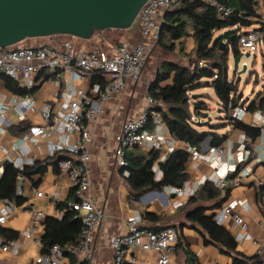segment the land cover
Returning <instances> with one entry per match:
<instances>
[{"label":"built area","instance_id":"1","mask_svg":"<svg viewBox=\"0 0 264 264\" xmlns=\"http://www.w3.org/2000/svg\"><path fill=\"white\" fill-rule=\"evenodd\" d=\"M213 7L219 19L227 20L233 15V10L216 0H202ZM258 4V10L264 9V0H254ZM176 0H148L138 16L137 25L140 31V41L135 45L121 43L112 48L111 55L98 51H77L71 40H65L59 45H45L40 47H11L0 49V77L5 75L18 83L21 87L32 90L35 78L46 70H53L59 78L63 71H72L78 78L84 75H94L106 79L108 82L101 85L99 82L92 84L89 91L74 93L69 99L62 103L58 113H54L50 104H45L40 110L36 102L29 96L13 97L11 105L23 104L31 113H38L44 125L32 126L23 135L22 142H30L37 145L39 139L48 141V154L52 159L64 156L65 160L58 163L59 172L64 174L68 180L69 188L73 191L75 201L69 202L68 208L76 212L77 219L82 223V231L73 245L60 247L53 246L50 250L39 255L37 264H70L72 258L83 259L86 264H95V237L104 219L105 211L100 208L92 194V179L90 165L92 162L91 145L93 143V132L91 124L96 122L100 115L104 114V106L109 104L114 97L121 95L130 82L139 83L142 79L143 69L148 62L152 51L156 48L160 38L162 18L166 11L174 9ZM56 37V36H55ZM264 39V32H244L239 34L240 50H251L256 48ZM3 99L0 96V135L5 134L10 125L4 121ZM158 102L147 96L145 109L135 117L128 119L122 126L120 132L115 136L114 157L119 167L127 166L125 161L128 150L139 148L147 151L163 150L173 138L170 136L164 123L162 114L157 110ZM246 106H238L232 113V117L242 120L246 113ZM259 120L264 119V113H257ZM256 115V116H257ZM20 120H24L21 116ZM197 124L202 119L194 120ZM261 136L264 139V128H261ZM247 139L242 140V147L238 155V162L229 164L224 171H216L208 182L219 190L239 187L248 183L252 176V170L248 164L251 157L246 148ZM15 156L9 159L10 164L23 171L31 162H25L19 148L13 149ZM174 149H171L170 153ZM187 153L193 168H198L201 163H211L214 158L223 155L221 147L209 149L208 154H202L196 147L189 146ZM160 159L159 161H164ZM158 161V162H159ZM157 162V164H158ZM157 164L154 167L156 179L161 178V172ZM36 164H34L35 166ZM239 165L244 167L232 177ZM125 176L128 173L125 172ZM1 178V175H0ZM27 178L23 175L18 177L16 193L23 197L22 183ZM207 182V181H206ZM261 185L262 179H257ZM205 183V182H204ZM197 182L191 188L187 196L195 195L201 185ZM188 183L183 188H174V193L182 195L187 189ZM36 198H44L45 195L39 191H33ZM52 198V197H50ZM56 204L61 203L58 195L53 197ZM264 199V193H263ZM4 208L0 211V226H4L10 214L18 209H29L32 215L31 224L23 237L27 241H34L37 247L42 249L40 236L43 234V223L48 217L45 210L35 209L30 203L25 202L22 206L0 200ZM186 203L175 201L173 206L179 209ZM251 210L247 202L240 203L238 200L227 201L214 214V221L220 226L231 221L241 234L235 239L236 242L252 240L248 233L249 225L242 213ZM64 212H61V215ZM127 230L123 234H112L107 239L109 249L113 253L112 264H138L134 256L135 251L143 254H152L156 257V264H172V257L177 252L179 233L173 226L164 227L158 231L142 229L137 218H131L126 224ZM256 255L264 264V235L260 241L255 242ZM19 247L17 239L6 240L0 237V250L9 253Z\"/></svg>","mask_w":264,"mask_h":264},{"label":"crops","instance_id":"2","mask_svg":"<svg viewBox=\"0 0 264 264\" xmlns=\"http://www.w3.org/2000/svg\"><path fill=\"white\" fill-rule=\"evenodd\" d=\"M258 13L261 16V24L264 25V9L258 10ZM259 28L260 24H255L251 28L243 29L242 33L256 31L259 30ZM128 32L132 37H127L125 42L133 46L135 45V43H133V38L138 39V36L140 38L138 25L136 29L128 30ZM190 39L192 38L184 41L186 42L184 50H182V45L177 46L175 54L178 58L164 59L163 57L162 62L167 60L177 64L187 65L186 62L194 58L193 51L195 48V42L193 40V47H191L189 43ZM65 40H71L77 51H98L111 55L112 48L114 47L100 35H95L88 41L68 36L36 38L29 39L27 45L32 47L59 45ZM257 47L264 49L262 42L259 43ZM153 67H155L154 73H156V70L159 67L156 61L150 63L149 68ZM229 68H231L230 64ZM55 73L56 72L53 70L45 71V75H53ZM56 75L45 80L38 79L37 77L35 78L34 88L36 90L35 93L29 97L34 99L38 110H40L45 104H50L53 112L58 113L62 103L69 99V97L80 91L87 93L92 84L96 83L94 82L95 79L101 78L94 75H84L83 79H80L72 71H63L59 78H57ZM0 84H2L6 90L5 94H0L4 100L2 103L3 107L6 108L4 112V121L6 125H10V128L19 126L21 123H27L30 127L44 125V122L38 113L29 112L23 104L11 105L10 103L13 97L17 99V97L21 96L10 93L6 89L2 78H0ZM137 84L130 82L128 88L121 95L114 97L109 104L104 106L105 112L100 115V117L106 118L105 124H103V128L105 127V133L100 139L93 140L91 145L92 150L94 151V156L92 155V162L90 165L91 179H93L92 176L95 174V170H97L98 175H100L97 180V183L100 186V194H95L93 197L96 204L105 211V219L95 237V264H112L113 253L108 247L107 239L112 234L125 233L127 230L126 224L131 218H137L140 221V227L142 229H162L167 226L177 228L182 237L183 244L192 253L197 264H233L232 259L221 254L215 246L206 245L204 243V239L200 233L193 229V226L190 223L186 222V212L182 208L175 209L173 203L175 201H183L187 204L189 201V197L187 196L189 187L191 188L197 182L204 183L209 180L214 172L218 170L224 171L229 164L234 162L237 163L244 137L247 139L245 146L251 153V160L248 161L246 166L251 168L252 176L248 183L239 187L230 188V194L226 200H224L223 205L230 200H238L240 203L247 202L250 205L251 210L248 213H242L241 215L245 217L248 222V233L252 240L237 242V252L248 258L257 256L255 242L260 241L264 235V166L262 165V163H264V139L262 136L252 141L244 133L238 130H233L230 126H227L219 132L221 135L228 134V140L221 146L224 150L222 156L214 158L211 163H201L198 168H193L189 161L187 172L188 187L182 195L175 194L174 188L167 187L162 192H150L143 196L139 202L131 201L130 188L124 181L125 173L123 175L121 174V167L115 169L113 160L115 159L114 153L116 148L115 136L120 132L123 124L128 119L137 116L146 107V99L141 107L137 106L134 99L135 90L133 87H136ZM129 90L131 91L128 96L127 93ZM196 92L192 93L193 97L203 95L202 93ZM263 99L264 95L259 94L256 99L253 97L245 102H242L241 100L239 105L248 108L252 101L256 100L258 105ZM214 101L219 105L217 98L216 100L214 99ZM209 112L210 109L207 115ZM259 112L264 113L262 110H257L255 112L246 110L241 121L255 129L264 128V119L260 121L257 115ZM218 113L219 120L225 118V114L221 112V107L218 109ZM122 115H124L123 118ZM21 116L24 117V120H20ZM195 119L196 117H194V120ZM207 119V122L203 123L202 120V123L198 124V129L200 131H208L210 127L209 125L224 124L226 122L220 121L219 123H212L213 119L209 118V116ZM118 122H122L121 128L119 132L112 137L108 134V128L114 126ZM10 128L5 134L0 135V166L4 163H10L9 159L15 156L13 151L14 147L21 150L22 158L25 162L33 163V165H29L28 167H34V164L49 163L45 176L41 177L36 175L32 179H26L22 183L23 197L25 198V202L30 200V204L35 209L45 210L49 217L60 219L63 216V214L61 215V212L63 211L58 210L56 201L53 197L54 195H58L60 202L63 203L69 200L72 191L69 188L66 176L60 172H54L52 163L55 162L56 159H51L49 157L48 141L46 139H39L37 145H33L30 142L23 143L21 141L23 135L13 136L10 133ZM3 143H7V146H3ZM189 146L190 145L184 142L173 139V141L170 142V145H167L162 150L163 155L161 159L166 158L171 149L187 152ZM209 149L211 148H209L207 144H202L199 152L202 154H208ZM0 175H2V171H0ZM257 179H262L263 183L259 185ZM35 190L41 191L45 197L36 198L33 194V191ZM3 208L4 205L0 203V211ZM215 212H217V210L214 212L210 211L208 214L212 215ZM31 218L32 215L29 212V209L27 210L20 207V209L8 216L7 222L4 226H0L2 230L16 235V239L19 242V247L9 253H3L0 250V264H37L36 259L41 255V249L37 247L34 241H27L23 237L31 224ZM223 227L234 237V239L241 234L240 230L235 227L231 221H228ZM0 237L5 239L3 236ZM134 256L137 258L138 264H156V257L152 254H143L137 250L135 251ZM74 264L86 263L83 259H76L74 260ZM172 264H190L183 247H180L177 253L172 257Z\"/></svg>","mask_w":264,"mask_h":264},{"label":"trees","instance_id":"3","mask_svg":"<svg viewBox=\"0 0 264 264\" xmlns=\"http://www.w3.org/2000/svg\"><path fill=\"white\" fill-rule=\"evenodd\" d=\"M176 1V7L166 11L163 15L157 47L163 53L171 55L176 52L178 45H182L184 41L192 38L195 42L194 58L188 65L163 61L156 70L154 80L150 83L147 91L148 96L158 102L157 110L161 112L170 136L174 140L184 142L198 150L205 141L209 148H217L228 140V134L221 135L219 132L230 126L233 130L244 133L252 141L256 140L261 136L260 129H255L232 117L242 96L238 94L239 81L235 83L229 79L228 61L230 51L235 58L241 54L239 34L243 29L260 24L259 30L256 31L264 32V25L261 24V16L258 13V4L254 0H216L233 10V15L222 21L216 10L202 0ZM109 31L112 30L98 34L103 35ZM226 31L230 38L235 35L237 38L228 41L224 49H221L220 45L224 41L223 34L216 38L215 34ZM262 44L264 46V39ZM56 74L45 75V71H43L37 78L45 80ZM0 78L3 79L6 89L14 95L26 97L35 93V88L32 90L23 88L8 76L3 75ZM94 82L104 85L108 81L104 78H97ZM204 89L214 91L226 121L224 124L209 125L208 131H200L199 125L194 121V117L202 120L208 117L209 106L205 97L203 95L192 96V93ZM247 110L250 112L264 111V99L258 105L256 100L252 101ZM29 129V124L21 123L19 126L10 128V133L13 136H22ZM139 150V148H134L127 151L125 157L127 166L122 168L121 172L122 175L125 172L128 173V176H124V181L130 188L131 201L139 202L147 193L162 192L167 187L176 189L184 187L188 181L187 172L190 161L187 152L174 150L166 156L164 161H159L163 155L162 150H152L145 154H140ZM63 160H65L64 156H58L52 163L55 173L59 172L58 163ZM156 164L161 172V178L158 180L154 171ZM262 165L264 166V163ZM48 166L49 163L45 162L20 171L12 164L4 163L0 166V171H2L0 200H7L18 207L23 205L25 198L16 193L18 177L20 175L27 179H32L36 175L43 177ZM243 167L244 165H239L232 177H235ZM229 194L230 188L222 191L207 181L180 209L182 208L186 212V222L200 233L204 243L215 246L221 254L230 257L233 264H263L258 256L248 258L239 254L234 237L223 226L215 223V213L208 214L210 211H218ZM72 201H75L73 191L68 201L57 204L58 210L64 212L63 216L60 219L49 216L45 219L44 231L40 236L41 254L47 253L55 245L65 247L77 242L82 231V223L77 219L76 212H72L68 208L69 202ZM151 230L158 231L160 229ZM0 236L5 237L6 240L17 238L16 235L1 228ZM180 247L184 248L190 264H197L192 253L183 244L179 233L177 251ZM76 259L72 258L70 264H74Z\"/></svg>","mask_w":264,"mask_h":264},{"label":"water","instance_id":"4","mask_svg":"<svg viewBox=\"0 0 264 264\" xmlns=\"http://www.w3.org/2000/svg\"><path fill=\"white\" fill-rule=\"evenodd\" d=\"M147 2L148 0H0V49L17 46L29 39L68 36L88 41L106 30H133L137 28L138 16ZM223 38L221 49H224L228 41L237 38V35L230 38L226 31ZM245 56L250 57V53ZM242 57L241 53L233 62V70L239 75L247 70L244 66L239 71Z\"/></svg>","mask_w":264,"mask_h":264},{"label":"rangeland","instance_id":"5","mask_svg":"<svg viewBox=\"0 0 264 264\" xmlns=\"http://www.w3.org/2000/svg\"><path fill=\"white\" fill-rule=\"evenodd\" d=\"M223 33L224 32H218L215 34V37ZM97 35H100L101 37H103L112 46H115L120 43H124L127 40V37L130 36L128 30L127 31L112 30L103 35L101 34H97ZM28 41L29 40H26L23 43L19 44L18 46L19 47H22V46L32 47L30 45H27ZM133 41H134L133 43L137 44L140 41L139 36H138V39L133 38ZM189 43H190V46L193 47V39H190ZM185 45H186V42L182 44L183 50L185 49ZM241 53L243 54V57L239 64V71H242L243 67L246 66L247 67L246 73L239 75L238 73L234 72L233 62H234L235 57L233 56L232 53H230L229 61H228V66L229 64L231 65V68H229V79L231 81H235V83H238L239 81L238 94L242 96V102H245L246 100L248 99L250 100L253 97L255 99L258 98L259 94L264 95V49L263 48L261 49L259 47L253 48L251 50L241 49ZM247 53H250V57L245 56ZM163 57L164 59L178 58V56L175 53L171 55L165 54L156 46V48L152 51L150 58L143 69L141 81L137 84L136 87H133L135 90L134 99L138 107H141L143 105L144 100L147 98V95H148L147 91H148L149 85L153 81L154 76H155V73H154L155 67L149 68L150 63H153L154 61H156V63L160 65L163 60ZM189 63L190 61L188 60L186 64L188 65ZM131 90L128 91L127 93L128 96L130 95ZM5 92L6 90L4 89L3 85L0 84V94H5ZM196 93H202L203 96L205 97L206 102L210 109L208 116L209 118L213 119L212 123H217V122L219 123L220 121H225L224 119L222 120L218 119L219 117L218 109L220 108V106L218 105L216 101H214V99L216 100V97L212 89L199 90ZM257 93L259 94L256 95ZM123 117L124 115H122V118ZM105 119L106 118L104 117L103 118L100 117L96 122L91 124V129L93 132V140L100 139L105 133V127L103 128V124H105ZM207 121L208 119L203 120V123ZM121 125H122V122L121 123L118 122L114 126H110L108 128V131H109L108 134L113 137L116 133L119 132ZM2 145L6 147L7 143H3ZM91 153L94 156V151L92 150V146H91ZM139 153L145 154L147 153V151H143L140 149ZM93 159L95 160L94 157ZM113 162H114L115 169L119 168V165L115 159L113 160ZM99 177L100 175H98V171L95 170V174H93L92 176L93 178L92 179L93 180L92 194L94 196L95 194L96 195L100 194V186L97 183V180L99 179Z\"/></svg>","mask_w":264,"mask_h":264}]
</instances>
